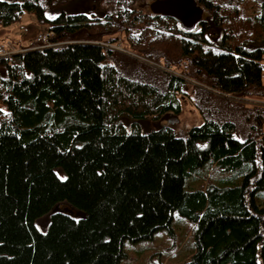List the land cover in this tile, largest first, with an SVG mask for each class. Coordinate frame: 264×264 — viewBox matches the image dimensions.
<instances>
[{
    "label": "trees",
    "instance_id": "16d2710c",
    "mask_svg": "<svg viewBox=\"0 0 264 264\" xmlns=\"http://www.w3.org/2000/svg\"><path fill=\"white\" fill-rule=\"evenodd\" d=\"M146 2L101 0L111 12L94 18L74 12L75 0H0V24L28 12L59 43L0 57V264H120L127 240L170 229L176 212L195 224L186 264H264V208L251 187L264 188V106L227 97L264 98V0L261 36L238 43L215 0H198L211 17L194 31L146 12ZM121 36L150 61L103 44ZM182 94L200 126L185 136L166 125L141 131L178 114ZM212 163L238 169L242 183L186 190Z\"/></svg>",
    "mask_w": 264,
    "mask_h": 264
},
{
    "label": "rangeland",
    "instance_id": "374dc122",
    "mask_svg": "<svg viewBox=\"0 0 264 264\" xmlns=\"http://www.w3.org/2000/svg\"><path fill=\"white\" fill-rule=\"evenodd\" d=\"M149 1L147 0L146 2V12L147 10L150 11L148 3L151 1ZM215 2L220 4L221 12L228 16L229 21L223 23L222 27H232L236 43L244 39H254L261 36L260 34L262 32L259 26V16L261 15L259 0H215ZM75 3L74 7H72L74 12L90 13L96 11V14L99 16H101V12H111V8L107 9L104 5L100 6L101 0H75ZM199 5L204 8L205 19L210 21L211 16L209 12L203 5ZM98 6L99 8H97ZM47 29V25L39 23L35 15L25 12L21 16L20 21L16 23L10 25L0 24V45L5 44L3 47L6 48L13 45L18 52L32 46L36 35L40 32L45 33ZM207 36L214 44H217L221 38V29L212 26L207 30ZM49 42L52 43L50 40ZM253 43L255 42L247 40V45L250 44L251 48L255 46L253 45L252 47ZM20 44H23V49L19 46ZM103 44L106 47H112L124 55L140 59L143 62L150 61L149 58L145 57L143 52L132 46L124 36H121L120 40L115 43ZM5 50L7 51V49ZM151 63L153 64V62ZM190 83L196 87L206 88L197 80L191 79ZM184 89L191 92V88L188 85L184 86ZM227 97L235 101H241L243 104L246 103L247 106H264V98L262 97H260L261 99H256L255 97V99L243 98L245 101L237 100L234 96L227 95ZM173 102L174 105H178L179 107L178 116L180 120L178 122L169 124L166 121L161 122L160 120L152 123L150 121H143L141 123V131L147 132L150 129H156L166 125L172 127L175 134L185 136L188 129L194 126H200L203 123V118L197 107L185 94L177 98L174 97ZM7 112L6 105L0 102V117L5 116ZM124 123L127 125L128 131H130V122L125 119ZM241 127V129H245L243 122H241ZM243 179L244 175L240 174L238 169H221L216 163H212L206 164L193 175L188 176L185 182V188L186 190H205L212 185L233 186L236 183H242ZM258 185V182L255 181L251 185V187H255L253 196L256 203L264 208V188H257ZM46 223V219L39 220V223L37 221V225L41 231H46L48 226V223ZM170 227V229L163 228L157 230L149 239L136 242L127 240L124 246L126 257L122 259L120 264H186L189 262L195 250V224L187 217L176 212Z\"/></svg>",
    "mask_w": 264,
    "mask_h": 264
},
{
    "label": "water",
    "instance_id": "95a60500",
    "mask_svg": "<svg viewBox=\"0 0 264 264\" xmlns=\"http://www.w3.org/2000/svg\"><path fill=\"white\" fill-rule=\"evenodd\" d=\"M150 11L155 15H163L174 19L181 24V28L186 31H192L198 24L204 21V8L199 5L198 0H152L149 3ZM179 116L175 112H167L160 118V121H166L169 124L178 122ZM60 206L55 207L58 211ZM64 211L72 215L85 218V213L74 211L69 207H65Z\"/></svg>",
    "mask_w": 264,
    "mask_h": 264
},
{
    "label": "built area",
    "instance_id": "2783aa9c",
    "mask_svg": "<svg viewBox=\"0 0 264 264\" xmlns=\"http://www.w3.org/2000/svg\"><path fill=\"white\" fill-rule=\"evenodd\" d=\"M53 36H54V32L52 30L47 29L45 31V33L40 32L36 35L35 42H37L39 44L40 48L49 47V46H56L59 43H54V42L50 43L49 42V40L52 41L51 39ZM3 46L4 45H0V55H2V56H10L11 54L17 52V49L13 45H10L7 48L3 47ZM110 48H112V47H110ZM5 49H7V51ZM228 96H232V95H228ZM243 98L244 99H248V98L255 99L252 97H235V99H237V100H244ZM257 101H259V100H257Z\"/></svg>",
    "mask_w": 264,
    "mask_h": 264
},
{
    "label": "flooded vegetation",
    "instance_id": "af4514ba",
    "mask_svg": "<svg viewBox=\"0 0 264 264\" xmlns=\"http://www.w3.org/2000/svg\"><path fill=\"white\" fill-rule=\"evenodd\" d=\"M150 2V1H149ZM149 4V3H148ZM94 12V11H93ZM153 14V13H152ZM153 15H155V14H153ZM155 16H157V17H161V18H168V17H166V16H163V15H155ZM101 16H99V15H97L96 17L94 16V18H100ZM103 17V16H102ZM169 19H171V18H169ZM171 20H173L174 21V23H175V28L176 29H178V27H181V24L178 22V21H175L174 19H171ZM204 20H205V16H204ZM203 23V22H202ZM202 23L201 24H198L192 31H194L195 29H198V28H200L201 27V25H202Z\"/></svg>",
    "mask_w": 264,
    "mask_h": 264
},
{
    "label": "snow or ice",
    "instance_id": "6c2138e0",
    "mask_svg": "<svg viewBox=\"0 0 264 264\" xmlns=\"http://www.w3.org/2000/svg\"><path fill=\"white\" fill-rule=\"evenodd\" d=\"M45 15H49L48 13H45ZM61 179H65V177H61Z\"/></svg>",
    "mask_w": 264,
    "mask_h": 264
},
{
    "label": "bare ground",
    "instance_id": "6f19581e",
    "mask_svg": "<svg viewBox=\"0 0 264 264\" xmlns=\"http://www.w3.org/2000/svg\"><path fill=\"white\" fill-rule=\"evenodd\" d=\"M3 44H4V43H3ZM4 45H5V44H4ZM38 45H39V44H38ZM36 47H37V46H36ZM26 49H27V48H26ZM26 49H25V50H26ZM20 51H21V50H20Z\"/></svg>",
    "mask_w": 264,
    "mask_h": 264
}]
</instances>
